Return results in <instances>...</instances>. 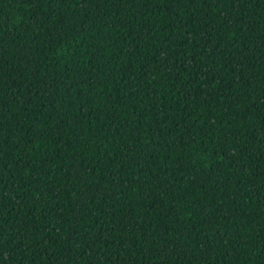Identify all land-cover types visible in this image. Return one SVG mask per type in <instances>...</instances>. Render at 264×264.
Listing matches in <instances>:
<instances>
[{"label":"trees","instance_id":"16d2710c","mask_svg":"<svg viewBox=\"0 0 264 264\" xmlns=\"http://www.w3.org/2000/svg\"><path fill=\"white\" fill-rule=\"evenodd\" d=\"M0 264H264V0H0Z\"/></svg>","mask_w":264,"mask_h":264}]
</instances>
